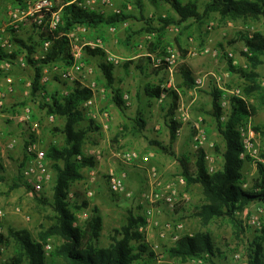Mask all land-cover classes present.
I'll return each mask as SVG.
<instances>
[{
    "label": "rangeland",
    "instance_id": "374dc122",
    "mask_svg": "<svg viewBox=\"0 0 264 264\" xmlns=\"http://www.w3.org/2000/svg\"><path fill=\"white\" fill-rule=\"evenodd\" d=\"M62 1L58 0L57 3L59 4ZM80 1L87 2L89 0ZM112 1L120 8L125 5L124 2L119 5L116 0ZM183 1L185 2V0ZM19 3L25 5V0H21V2H17V0H0V27L8 20V9L16 7ZM145 8L144 18L136 9L130 14L136 16L138 20L130 19L116 26L115 32L110 31L111 27H106L101 35L90 29L89 34L85 37L89 41L102 40L107 52L121 59L122 64L115 66L114 72L117 79L122 82L119 85L123 90V94L128 95L127 99L124 100L129 104H126L125 113L120 110L117 112L116 107L113 106L112 92L107 89L100 69V65L106 63V53L104 58H93L86 51L83 58L84 81L85 83L95 82L99 90H105L103 94L100 92L97 95L96 104L101 109V113L106 111L110 114V123L108 129H104L100 118L95 120L88 115H85V121L82 123L83 127H87L93 121V127L99 128V131L90 135V139L84 147L85 155L96 160V168L100 169L101 163L106 164V167L102 166L99 173H97L96 168L86 169L84 171L85 178L70 188L68 195L72 193L73 199H68L72 210L75 212V226H82L90 217L93 208H98L103 219V231L99 245L108 247L113 232L120 230L126 224L128 212L133 211L134 214L143 216L146 219L147 226L144 227L143 232L151 251L154 253L153 259L141 264H203L204 262L201 260L198 262H185L170 254V250L176 247L182 237L200 232L210 233L215 247L225 254L224 258L218 259L216 264H230L229 261L234 252H246L247 241L253 239L255 230L246 225V221H242L243 215L240 217V222H243V226L247 230L245 235H242L240 229H237L228 219L215 220L208 226L203 224L198 217L199 209L205 201L202 187L200 185H180L178 181L183 178L180 162L176 158L164 155L154 144L155 142L163 145H169L170 143V130L167 126V121H169L167 112L170 101L167 99L161 100L162 98L149 99L145 95L143 87H161V89L168 88L178 92L180 101L189 108L191 122L184 123L177 119V115L175 116V121L179 124L177 140L172 146L176 156L178 158L185 156L190 158L193 163L195 162L197 150L194 144L195 133L192 122L201 118L207 138L209 142L214 144V148L209 149L208 152L219 170L222 167L223 159L218 149H223L224 141L212 117L213 99L211 95L217 89L223 93L221 103L223 101L228 102L229 98L232 97V92L238 91L243 97L245 87L250 85L238 75L229 72L228 63L222 55L220 45L222 44L225 47L226 53L232 54V57L227 56L233 60L235 66L246 68L248 60L241 54L245 49L243 42H241V34L264 31V20L233 21L211 15L201 24L194 22L190 30L183 32V34L176 26L171 25L159 37L156 30L161 28V19H164V15L168 17L175 13L170 5L161 3L158 7H155L147 0H145ZM111 14L108 11L104 16ZM147 23L151 24L153 31L148 30ZM210 27L212 28L210 29ZM21 32V38L25 40L31 37L38 40V35H40L34 26L22 28ZM146 35H153L151 42L145 41L144 37ZM158 38L161 39L159 44ZM141 39L144 41V48L138 50L137 41ZM178 43L188 52L187 59L190 58L189 61L195 72V81L199 82L191 91H182L179 88L180 81L177 71L179 66L187 59L182 58V53L177 46ZM158 46L160 47L155 52H150V49ZM111 47H113L112 50L108 49ZM169 49L179 54V66L173 76L169 75L165 66V69L158 73L152 67V59L164 58ZM206 49L218 50L222 54L217 58H213L205 53ZM139 54L144 55L142 60H145L147 64H149L148 59L151 60V71L144 69L142 75L138 72L137 66H132L136 63L132 58ZM125 64L127 68H125ZM49 66L45 65L43 70L50 68ZM118 72L124 73L123 76L120 77ZM257 72L261 76L260 82L264 87V69L260 68ZM11 75L15 80L16 87L14 92L7 97L6 107L0 113L3 116H0V142L3 145L10 140H16L17 144L13 151L6 152L0 158V175H3L6 179L4 182H0V209L5 214L1 223L5 229V237L8 239L11 238L10 230H16L29 232L35 241H39L40 235L55 222L56 214L51 207L54 182L46 187L40 195L31 194L29 189L25 187L15 190H11V187L21 175L19 169L21 157L24 153L25 143L33 133V129L38 134L40 148L47 151L52 145L64 146L65 137L61 132H56V129L63 128L65 120L55 116V119L51 121V115L47 114V110L41 107L43 104L42 98H35L37 103H33L31 102V95H26L27 84H33L35 76L33 68H30L28 64L25 69L14 67ZM42 77L40 85L45 87L46 95H44L50 102L51 97L56 93L64 97L66 92L70 93L71 88L79 83H63L57 77H53L48 84H43ZM169 85L171 86L169 87ZM136 88H140L139 97L134 95ZM42 94L43 92H38L39 97ZM260 98L259 93H254L253 96L247 99L248 104L256 109V115L248 119L245 124L251 122V129L255 135L253 141L260 153L261 163H264L262 157L264 153V136L255 130L259 128L264 131V104ZM49 101L46 99V102L49 103ZM26 107L31 108L30 125L18 122V118L24 114ZM138 117L143 118L146 122L145 129L141 134L136 133L134 130L135 120ZM132 151L143 156H149V164L132 163L128 165L116 157L121 153ZM131 169H134L135 172L129 177V170ZM111 170L116 173L126 172L128 174L126 193H130L131 197H127L126 194L115 195L110 191L108 177ZM153 170H155L162 186H174L177 193V205L174 211H171L163 202H151L153 193L158 191L152 185ZM244 173L249 179L259 175L253 159L246 160ZM138 185L140 188H137ZM89 193H92V195L88 196ZM44 200L46 202H43ZM76 206L80 209H77ZM260 207L264 208V205H258V208ZM149 212H151V215L148 214ZM26 217L29 220H26ZM171 222L183 223L184 230L181 232L174 231L168 233L165 237H161L162 228ZM9 241L8 245H2L4 248V251L0 253L2 263L13 258L18 251L17 243L13 240ZM48 242L54 248L59 245L56 237L49 239ZM47 261L51 264V261H53L51 255H47ZM63 263L60 259L56 260V264Z\"/></svg>",
    "mask_w": 264,
    "mask_h": 264
},
{
    "label": "trees",
    "instance_id": "16d2710c",
    "mask_svg": "<svg viewBox=\"0 0 264 264\" xmlns=\"http://www.w3.org/2000/svg\"><path fill=\"white\" fill-rule=\"evenodd\" d=\"M63 0L57 5L62 7V25L57 32L42 33L38 40L30 38L25 40L15 37L18 54L27 52V64L35 71L32 84L31 102L37 103L35 98H42L41 107L47 110V114L54 115L65 120V125L56 132H61L65 137L64 146H50L47 150V159L52 163L54 173L53 202L51 207L56 214L54 224L40 235V240L35 241L29 232L10 230V239L0 237V246L8 245L9 240H13L18 245L16 255L4 264H49L45 253V245L48 240L56 237L59 241L53 252L50 254L56 264L60 259L63 264H141L154 258V253L147 242L143 228L147 226L143 216L128 212L127 222L120 229L115 230L111 236V243L108 247L99 245L103 231V219L99 209L93 208L90 217L82 226H75V212L71 208L68 199L70 188L77 182L85 178L86 169H94L97 166L95 159L88 157L84 153V147L90 135L99 131L90 125L83 127L85 114L81 110L82 105L92 99L93 92L81 84L71 88L68 96H61L56 93L51 97V102H46L45 87L41 86L40 81L45 65L69 63V44L64 36L77 25H87L90 29L101 35L103 29L116 27L130 19L138 20L131 14H111L104 16L98 12L82 8L78 1ZM153 6L158 7L161 3L170 5L175 15H170L161 19V28L156 32L162 35L163 31L174 25L181 33L190 30L193 23H203L211 15H217L222 19L233 21L264 20V0H147ZM21 2V0H17ZM133 4L138 13L144 18L145 0H134ZM149 31H153L151 24L147 23ZM249 34H241V42L248 53L242 51L241 54L247 58L246 68L237 67L233 60L227 56L225 47L221 44L224 59L228 63L229 72L236 74L246 82L250 83L244 89V98L232 96L229 98L230 109L225 115L221 106L222 92L215 89L212 93V117L217 126L218 132L223 138L224 147L218 149L221 153L222 167L213 174H209L203 151H196V159L193 163L188 157L178 158L172 146L177 140L179 124L175 121L176 111L179 106L180 96L173 89H161V87H147L146 94L149 99H167L170 101L167 112V126L170 130V143L163 145L155 142L154 144L166 156L176 158L182 166V176L188 186L200 185L203 189L204 204L200 207L198 217L204 225L208 226L215 220L228 219L232 224L240 229V233L245 235L247 231L241 221L244 210L252 205H264V163L254 160L257 166L258 176L249 179L244 173L246 161L240 158L244 152V144L239 132L240 126L256 115V109L248 104L247 99L254 93L261 95L264 104V87L257 72L260 68L264 69V31H257ZM45 40L53 42L52 48L45 59L36 61L32 58L33 54L39 51L40 46ZM158 44L161 39H157ZM178 48L182 53V58L187 59L188 52L178 43ZM160 46L150 49L155 52ZM90 57H105V52L100 49L87 51ZM0 58H3L0 52ZM149 63L151 62L148 59ZM141 69L139 66L137 67ZM100 69L103 73L106 87L112 92L113 104L125 113L126 102L121 88L116 87L117 82L114 75L115 65L102 63ZM164 66L155 70L156 73L163 71ZM180 81L179 88L182 91H191L196 85L194 74L187 63H182L177 71ZM38 92H43L44 96L39 97ZM246 98V99H245ZM245 99V100H244ZM226 117L223 120V117ZM134 130L141 134L145 129V120L138 117L135 120ZM264 136V131L255 129ZM27 142L25 143V147ZM79 157H81L79 159ZM264 158V153L262 155ZM251 160V159H248ZM25 166V161L21 160L19 169ZM3 170V169H1ZM6 179L0 175V182ZM20 187H29L25 184L22 174L14 182L11 190ZM43 202H46L45 200ZM80 209V207H77ZM173 257L182 259L185 262L199 260L203 264H216L218 259L224 258L225 254L217 249L213 243L210 233L200 232L195 235H186L177 243L176 247L170 250ZM245 254L249 258L248 264H264V232H255L253 239L247 241Z\"/></svg>",
    "mask_w": 264,
    "mask_h": 264
},
{
    "label": "built area",
    "instance_id": "2783aa9c",
    "mask_svg": "<svg viewBox=\"0 0 264 264\" xmlns=\"http://www.w3.org/2000/svg\"><path fill=\"white\" fill-rule=\"evenodd\" d=\"M75 0L72 3L77 2ZM58 0H25V5L19 3L14 8L8 9V20L0 27V52L3 58H0V113L4 111L6 107L7 97L14 92L16 84L11 71L14 67L25 69L27 67V52L18 54L17 44L14 42L15 37H21V30L25 27L34 26L36 27L39 34L47 32H57L59 27L62 25V7L58 8ZM90 4V5H89ZM124 7L120 8L112 0H89L87 2L78 1V5L82 8L89 9L94 12H98L102 15L106 12H111L112 14H130L136 10L133 0H125ZM165 18V16H163ZM126 25V24H125ZM212 27H210L211 29ZM111 32H115L116 28L111 27ZM90 28L87 25H77L70 32L64 36L67 38L69 44V54L71 60L69 63H59L50 64V68L43 70L42 83L48 84L53 77H57L63 83H74L79 82L81 85L93 92L92 99L86 101L81 110L85 115L90 116L92 119H101L102 127L108 129L110 123V114L106 111L101 113V109L96 104V97L100 92L103 94L105 90H99L95 82L85 83V77L83 76V58L85 52L90 50L94 51L100 49L106 53L105 61L107 64H112L115 66L121 65V59L110 55L105 49L102 40L98 39L96 41L86 40V36L89 34ZM249 37H252V32H249ZM153 35H146L144 37L146 42H151ZM53 42L51 40H45L40 46L41 51L33 54V59L39 61L45 59L48 55L50 49L52 48ZM144 48V41L141 45ZM244 52L248 53V49L245 48ZM205 53L213 58L219 57L222 53L218 50L211 51L206 49ZM228 56L232 57L231 53H227ZM149 56V55H148ZM161 66H165L167 72L170 76H173L177 67L179 66V54L176 51L169 49L167 55L164 58L152 59V67L158 69ZM199 82H196L198 84ZM171 85H169L170 87ZM26 95H31L30 91L32 89V84H27ZM168 89V88H165ZM66 96L69 95L68 92L65 93ZM44 96V94H42ZM232 96L242 97L240 92H232ZM127 99V97L125 98ZM162 98L161 100H163ZM47 101L49 99L47 98ZM50 102V101H49ZM222 109L225 115L230 109V102L223 101L221 103ZM177 119L184 123L191 122L189 108L185 106L183 102H179L178 109L176 111ZM0 116H2L0 114ZM3 117V116H2ZM225 116L223 120H225ZM51 121L55 119L54 115L50 116ZM18 122L24 125H30L31 123V108L26 107L24 109V114L18 118ZM192 127L194 129V144L197 151L204 152V158L207 165V170L209 174L215 173L218 169L215 166L214 159L209 154V149L214 148V144L209 142L206 131L203 126L202 119H198L192 122ZM1 131V129H0ZM239 132L242 137L244 144V152L240 155L243 160L253 159L258 162H262L260 153L254 144V133L251 129V122L243 124L239 128ZM34 137H33V136ZM38 134L33 129V133L30 135L27 141V145L24 148L23 156L21 160L25 161V166L22 169V178L25 184L29 187L31 194L40 195L42 194L46 187L52 184L54 179V173L51 169V162L47 159V151L39 146V140L37 138ZM17 144L16 140H10L6 144L0 142V158L4 156L6 152H11L15 149ZM116 157L125 164L140 163L141 165H147L150 162L149 156H143L139 153L132 151L121 153L116 155ZM81 157H79L80 159ZM128 174L126 172L116 173L114 170L109 172L108 184L109 189L113 194L123 195L126 194L127 197H131L130 193H126V180ZM153 186L156 192L153 193L151 197L152 203L163 202L171 211H174L177 200H176V190L173 185L162 186L159 182V178L155 170L152 171ZM178 183L182 186L186 184L184 178L179 179ZM89 193L88 196H91ZM70 200L73 199V194L68 195ZM151 215V212L148 213ZM5 216L3 210L0 209V237H5V229L1 223V220ZM26 220L29 218L26 217ZM242 221H246V225L254 229L255 232H264V208H258V205H252L247 207L242 216ZM144 229V228H143ZM142 229V230H143ZM184 230L183 223H167L163 228L161 237H165L168 233L174 231L181 232ZM191 236V235H190ZM54 250V246L51 243L45 245L46 255H50ZM4 251V248L0 246V253ZM1 259V258H0ZM230 264H248L249 258L245 253L234 252L230 261ZM0 264H4L0 261Z\"/></svg>",
    "mask_w": 264,
    "mask_h": 264
},
{
    "label": "crops",
    "instance_id": "0c3cea01",
    "mask_svg": "<svg viewBox=\"0 0 264 264\" xmlns=\"http://www.w3.org/2000/svg\"><path fill=\"white\" fill-rule=\"evenodd\" d=\"M116 2H117V4H119V5H121L123 2H124V0H116ZM175 15V14H174ZM165 16V15H164ZM166 17V16H165ZM4 24V23H3ZM138 42V47H137V49L139 50V49H142L141 48V45L143 44V40L141 39L140 41H137ZM108 49H113V47H111V48H108ZM146 56V55H145ZM144 57V55H142V54H139V55H136V57H134V58H132V60H134L136 63L134 64V65H132V66H139L141 69H139V68H137L138 69V72L142 75L143 74V70L145 69V70H148V71H151V69H152V67H151V63H149V64H147L146 62H145V60L143 61L142 60V58ZM189 59L190 58H188L185 62L188 64V66L189 67H191V70H192V72H193V74L195 75V72H194V70H193V68H192V64H191V62L189 61ZM199 64H201V63H199ZM204 64V63H203ZM125 68H127V66H126V64H125ZM118 74H120V77H122L123 76V74L124 73H120V72H118ZM114 75H115V78H116V82H119L118 84H117V86L116 87H118V88H120V85H121V80H119V79H117V75H116V73L114 72ZM120 84V85H119ZM140 88H136L135 89V91H134V95L136 96V97H139L140 96V90H139ZM146 89H147V87L145 88V87H143V91H144V93H145V95L147 96V94H146ZM123 91V90H122ZM128 95H124V99L127 97ZM148 97V96H147ZM126 102V104H129L127 101H125ZM148 102V101H147ZM113 106L114 107H116L114 104H113ZM116 109H117V112H119L118 110V108L116 107ZM101 122H102V120H101ZM101 166H100V169H102V166H104V168L106 167V164L105 165H103V163H101L100 164ZM100 169H98V168H96V171H97V173H99V170ZM130 171V173H129V177H131L132 176V173H134L135 171H134V169H131V170H129ZM141 179V178H140ZM140 181V180H139ZM137 182V181H136ZM140 183H141V181H140ZM137 188H140V186L138 185L137 186Z\"/></svg>",
    "mask_w": 264,
    "mask_h": 264
}]
</instances>
